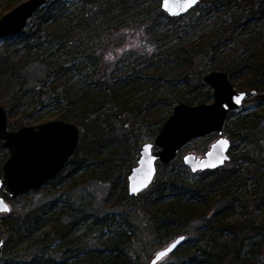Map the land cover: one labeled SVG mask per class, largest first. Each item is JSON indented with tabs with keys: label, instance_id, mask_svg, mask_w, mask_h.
<instances>
[{
	"label": "trees",
	"instance_id": "obj_1",
	"mask_svg": "<svg viewBox=\"0 0 264 264\" xmlns=\"http://www.w3.org/2000/svg\"><path fill=\"white\" fill-rule=\"evenodd\" d=\"M159 1L80 0L76 5L74 0H49L31 16V25L2 40L0 103L8 126L14 130L34 120L29 104L35 99L42 104L49 92L61 105L56 120L77 125L80 136L76 152L49 185L86 174L91 165L88 177L93 171L111 183L126 181L139 143L154 139L175 104L211 102L212 90L202 76L223 71L232 86L252 98L254 108L232 121V111L227 114L232 163L199 171L188 181L180 175L158 178L143 207L150 232L160 239L206 220L205 228L196 229V242L176 250L181 254L175 264H259L264 257V0H200L177 18L165 14ZM130 16L137 31L151 38L150 49L115 47L117 52L108 55L83 46L129 24ZM84 61L90 63L87 75L76 81L72 71ZM33 63L43 70L38 82H29L25 74ZM6 157L0 142V175ZM249 179L251 203L241 218L226 221L236 208L237 189ZM90 217L59 207L56 199L25 212L0 214V264H136L121 232L101 236L99 245L83 240L90 241L89 226L75 235Z\"/></svg>",
	"mask_w": 264,
	"mask_h": 264
},
{
	"label": "water",
	"instance_id": "obj_2",
	"mask_svg": "<svg viewBox=\"0 0 264 264\" xmlns=\"http://www.w3.org/2000/svg\"><path fill=\"white\" fill-rule=\"evenodd\" d=\"M48 1L27 0L0 17V41L20 34L31 16ZM200 3V0H196L194 5L189 6L184 0H160V9L169 17L177 18ZM202 77L203 83L212 90V101L195 105L185 102L175 104L153 142L143 141L134 165L126 174L130 197L150 187L156 176V163L166 164L174 160L179 150L196 138L212 133L218 135L204 155L190 153L183 157V163L191 173L219 169L228 162L230 140L223 136V127L228 112L240 108L248 96L245 91L236 90L223 71H208ZM79 139L77 125L60 119L10 129L7 110L0 105V142L8 152L1 167L0 189L9 198L17 199L47 186L68 164L78 148ZM220 141L227 143L222 144ZM0 209H6L0 210V214H8L11 210L3 197H0ZM184 241V236L176 237L159 250L149 264H158L162 258L178 250ZM3 244L4 238L0 234V260ZM162 252L165 255L160 256Z\"/></svg>",
	"mask_w": 264,
	"mask_h": 264
},
{
	"label": "rangeland",
	"instance_id": "obj_3",
	"mask_svg": "<svg viewBox=\"0 0 264 264\" xmlns=\"http://www.w3.org/2000/svg\"><path fill=\"white\" fill-rule=\"evenodd\" d=\"M25 1L27 0H0V17L7 14L10 9ZM79 1L80 0H74V3L78 5ZM132 18L133 17L131 16L129 17V24H124V26H120L117 30L110 29V32L101 35L102 37L100 38H96L94 42H85L83 46L85 48L88 47V50L94 49L97 51V49H100L105 52L109 51L107 52L108 55L117 52V50H114L115 47L120 50L132 48L135 51H139L140 48L150 49V46L152 45L151 38L146 37L144 32L137 31L138 26L135 25ZM33 21V17H31L28 25H31ZM182 21L188 22L189 18L184 17ZM129 29H133V32H129ZM4 44L6 43L0 41V53L5 46ZM89 67L90 63H85L84 61L79 65V67L77 66L76 70L73 69L72 72L74 80L77 81L81 76L87 75L86 73L88 72ZM42 71L43 70L39 64L33 63L27 68L25 74L27 75L29 82H38L37 80H41L44 77ZM234 88L236 90L238 89L236 86ZM251 93L253 94L254 92L252 91ZM53 100V96H50L49 92H47V97L44 101H42V104L37 103L38 99H35V101L29 104L28 111L35 113L33 115L34 120H30L29 122L25 121L24 126L36 125L46 121L56 120L58 112L61 111V105L55 104ZM0 105L3 107L1 103ZM253 109L252 98L248 97L240 108L232 111L230 116L231 121L237 119L238 115L248 113ZM18 116H20V114H18ZM223 135L227 137L225 129L223 130ZM217 138V134H208L205 137L191 140L179 150L174 160L166 164L156 163L157 169L154 181L158 178H173L177 175H180V177L186 179L187 181L195 179L197 173L190 172L189 168L183 163V157L190 153L195 154L196 156L204 155L210 144L215 142ZM153 140L154 139L151 138H144L139 144L141 145L143 141L153 142ZM5 151H7V149H5ZM237 152L238 151L235 150L233 154L236 155ZM118 157L119 156H116L113 160L115 165L118 164ZM137 157L138 150L135 151L133 165ZM231 163L232 157L229 159V162L225 164V166H230ZM92 167H95V165L89 166L88 170H86L88 171L86 174H84V172L77 173L67 178V180L62 184L57 183L54 186H45L40 188L38 191L28 192L26 195L19 196L17 199L9 198L8 195L0 189V197H3L5 202L9 203L11 210L16 213L25 212L32 206H36L44 202H50V200L53 199L59 200V207H61V205L67 207L70 206L71 210L73 209L75 212H83V214L91 216L88 222L79 228L75 234L76 236L83 235L84 232H86V228L89 226L90 230L88 236L90 241H87L89 239L85 238V236L83 240L89 242L88 244L92 243V245H99L101 236H111L115 232H121L126 236L124 239L129 242L128 247L130 251H132L133 261H135L136 264H149L151 262V258L159 252V250L166 247L169 242L174 240L177 236H169L167 239H160L153 236L150 232V218H148L147 213H145L143 206L146 202H148V199L152 197L151 193L154 181L147 191L138 194L135 197H130L129 195L124 197L128 188L127 178L126 181H117L115 179L113 180V183H111L105 178H97L95 174H92L93 171L91 172V177H88L87 175L92 170ZM67 172V170H64L61 176H65ZM247 182L248 183L245 187L237 189V193L239 195L236 202V208L232 213V216L227 218L226 221L232 222L233 220L241 218L243 216L245 206L249 201L251 203L254 197L253 181L249 179ZM63 209L65 211L66 207ZM256 213L259 215L260 219L263 218V213ZM206 224L205 219L192 223L190 230L182 233L186 236L187 240L180 250L182 248H188L195 243L198 238V232H196V229L200 227L205 228ZM45 230H47V227ZM222 238H230V236L224 234L222 235ZM88 247L89 246L85 247V249H88ZM180 254V251L172 252L162 258L158 264H175L178 262ZM263 261L264 257L261 256L259 258V264L263 263Z\"/></svg>",
	"mask_w": 264,
	"mask_h": 264
},
{
	"label": "snow or ice",
	"instance_id": "obj_4",
	"mask_svg": "<svg viewBox=\"0 0 264 264\" xmlns=\"http://www.w3.org/2000/svg\"><path fill=\"white\" fill-rule=\"evenodd\" d=\"M184 2L185 3H187L189 6H191V5H194L195 3H196V0H184ZM237 102H239V98H238V100H237ZM220 143H222V144H226L227 142L226 141H220ZM0 210H6V209H0ZM175 245H173V247H174ZM170 250V249H169ZM160 256H163V255H165V253H160L159 254ZM159 258V257H158Z\"/></svg>",
	"mask_w": 264,
	"mask_h": 264
},
{
	"label": "bare ground",
	"instance_id": "obj_5",
	"mask_svg": "<svg viewBox=\"0 0 264 264\" xmlns=\"http://www.w3.org/2000/svg\"><path fill=\"white\" fill-rule=\"evenodd\" d=\"M179 236H184V238H185V241H184V243H185V242H186V240H187L186 236H185L184 234H179ZM179 236H177V237H179Z\"/></svg>",
	"mask_w": 264,
	"mask_h": 264
},
{
	"label": "flooded vegetation",
	"instance_id": "obj_6",
	"mask_svg": "<svg viewBox=\"0 0 264 264\" xmlns=\"http://www.w3.org/2000/svg\"><path fill=\"white\" fill-rule=\"evenodd\" d=\"M212 134H215V133H212ZM8 195V194H7Z\"/></svg>",
	"mask_w": 264,
	"mask_h": 264
}]
</instances>
